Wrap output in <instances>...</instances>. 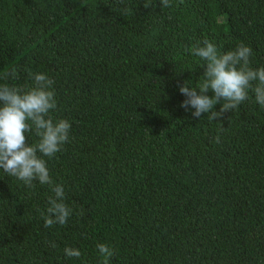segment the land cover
Wrapping results in <instances>:
<instances>
[{"label": "trees", "instance_id": "trees-1", "mask_svg": "<svg viewBox=\"0 0 264 264\" xmlns=\"http://www.w3.org/2000/svg\"><path fill=\"white\" fill-rule=\"evenodd\" d=\"M203 39L264 67V0H0V85L55 81L71 130L44 159L72 209L46 228L50 187L0 169V264H103L98 243L109 264H264V108L252 92L222 121L180 106Z\"/></svg>", "mask_w": 264, "mask_h": 264}, {"label": "clouds", "instance_id": "clouds-1", "mask_svg": "<svg viewBox=\"0 0 264 264\" xmlns=\"http://www.w3.org/2000/svg\"><path fill=\"white\" fill-rule=\"evenodd\" d=\"M183 2L179 0L180 4ZM161 4L171 7L172 0H161ZM190 52L204 61L205 69L197 87L189 86L188 81L178 86L179 92L186 97L180 106L185 111L194 109L193 118L210 114L209 120L222 121L226 113L238 109L249 98L250 92L264 108V67L250 66V46L241 43L234 50L222 52L213 41L203 39L197 40ZM10 75L16 78L15 70ZM29 75L33 81L31 87L0 85V169L28 188H33L34 182L48 185L54 195L48 198L47 214L42 213L44 226H63L72 215V209L65 203L64 186L52 180L44 157L51 159L62 151L69 140L71 123L67 119L53 120L50 115L57 109L55 81L44 73L29 72ZM217 105H220L219 111L214 110ZM33 131L39 137L36 144H30L26 137V133ZM219 142L217 136L216 143ZM97 250L103 257V264H109L115 254L114 248L98 243ZM64 254L77 259L82 255L79 249L72 247H65Z\"/></svg>", "mask_w": 264, "mask_h": 264}]
</instances>
